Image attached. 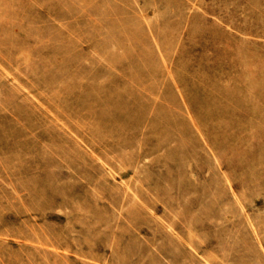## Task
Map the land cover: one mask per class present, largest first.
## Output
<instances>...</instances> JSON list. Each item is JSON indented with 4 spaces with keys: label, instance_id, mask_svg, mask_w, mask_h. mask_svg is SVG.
<instances>
[{
    "label": "rangeland",
    "instance_id": "rangeland-1",
    "mask_svg": "<svg viewBox=\"0 0 264 264\" xmlns=\"http://www.w3.org/2000/svg\"><path fill=\"white\" fill-rule=\"evenodd\" d=\"M0 264H264V0H0Z\"/></svg>",
    "mask_w": 264,
    "mask_h": 264
},
{
    "label": "bare ground",
    "instance_id": "bare-ground-1",
    "mask_svg": "<svg viewBox=\"0 0 264 264\" xmlns=\"http://www.w3.org/2000/svg\"><path fill=\"white\" fill-rule=\"evenodd\" d=\"M69 90V89H68Z\"/></svg>",
    "mask_w": 264,
    "mask_h": 264
}]
</instances>
